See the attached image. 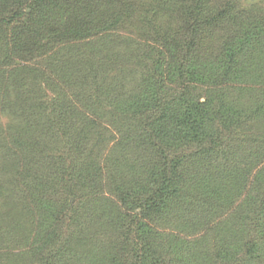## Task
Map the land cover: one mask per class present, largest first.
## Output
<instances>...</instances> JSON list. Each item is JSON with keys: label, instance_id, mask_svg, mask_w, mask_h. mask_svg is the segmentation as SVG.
I'll use <instances>...</instances> for the list:
<instances>
[{"label": "trees", "instance_id": "16d2710c", "mask_svg": "<svg viewBox=\"0 0 264 264\" xmlns=\"http://www.w3.org/2000/svg\"><path fill=\"white\" fill-rule=\"evenodd\" d=\"M0 264H264V0H0Z\"/></svg>", "mask_w": 264, "mask_h": 264}, {"label": "rangeland", "instance_id": "374dc122", "mask_svg": "<svg viewBox=\"0 0 264 264\" xmlns=\"http://www.w3.org/2000/svg\"><path fill=\"white\" fill-rule=\"evenodd\" d=\"M242 1L245 2V3H249V2L255 1V0H242Z\"/></svg>", "mask_w": 264, "mask_h": 264}]
</instances>
